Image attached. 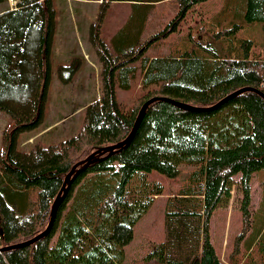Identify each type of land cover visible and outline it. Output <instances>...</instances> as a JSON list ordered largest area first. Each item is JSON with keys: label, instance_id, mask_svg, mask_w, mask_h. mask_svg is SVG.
Wrapping results in <instances>:
<instances>
[{"label": "trees", "instance_id": "trees-1", "mask_svg": "<svg viewBox=\"0 0 264 264\" xmlns=\"http://www.w3.org/2000/svg\"><path fill=\"white\" fill-rule=\"evenodd\" d=\"M108 1L128 2L132 10L111 39L113 51L101 40L99 24L90 30L101 63L100 96L85 107L73 137L53 145L31 143L27 151L17 149V139L42 123L55 14L52 0H16L0 13V111L13 123L3 132L0 152V250L42 233L70 169L97 149L124 141L142 103L165 99L147 106L126 145L96 156L75 176L48 234L0 251V264H121L134 225L164 192L156 176L174 179L181 165L195 169L167 197L165 240L153 244L140 264H264V232L244 250L240 245L252 227L250 178L264 169V100L255 91L232 96L246 88L264 95V40L256 44L237 34L253 22L264 23V0H227L222 8L231 15L224 26L221 19L209 27L188 26L178 43L156 57L147 55L149 47L179 33L192 8L206 0H175V14L152 36L153 43L141 38L148 15L167 0ZM72 68H58L61 83L71 81L64 73L72 74ZM138 69L141 93L124 108L116 88L130 90ZM235 177L242 228L223 262L210 240L209 219L228 204Z\"/></svg>", "mask_w": 264, "mask_h": 264}, {"label": "rangeland", "instance_id": "rangeland-1", "mask_svg": "<svg viewBox=\"0 0 264 264\" xmlns=\"http://www.w3.org/2000/svg\"><path fill=\"white\" fill-rule=\"evenodd\" d=\"M11 0H8V2ZM227 0H206L194 8L182 22L179 33H174L168 38L152 45L147 50V55L156 57L164 55L171 46L178 43L182 35L187 31L188 26H199L206 22L216 24L220 19L222 26L227 21L224 18L230 16L228 11L222 8ZM14 1L10 7L14 6ZM103 3H107L105 8ZM175 0H167L153 6L149 16L148 24L142 34V40L147 39L153 43L152 36L158 32L176 12ZM5 4H0V9ZM52 9L55 14V23H65L69 30L66 33L56 34V41L52 44L51 50V80L48 87L46 104L42 116L41 125L30 132L19 134L17 149L27 151L31 143H42L53 145L73 137L79 130L84 119L86 104L94 102L101 93V63L92 42L90 30L98 26V34L109 51H113L112 37L126 24L131 13V4L128 2H109L108 0H52ZM204 32L203 27L200 29ZM239 37L251 39L254 43L260 44L264 40V23L253 22L246 25L240 31ZM60 36V37H58ZM65 40V41H64ZM87 52V60L95 62L90 64L82 58ZM84 60V61H83ZM139 66V63H135ZM60 66H74L72 74L64 73L65 78L70 82L61 83L57 70ZM96 66L98 71H96ZM66 74V75H65ZM62 77V79H65ZM140 71L138 69L133 86L128 91L116 88V100L124 108H130L140 95ZM63 118L60 124L50 131L44 128L52 122ZM10 117L0 111V152L3 150V132L12 129ZM45 130V131H44ZM195 168L188 165L178 167L179 173L174 179H167L163 176H156L164 186V192L154 198L153 204L148 211L138 220L133 227L132 239L124 245L125 258L121 264H140L143 255L149 248L165 240V215L164 207L167 197L174 194L184 183L189 172ZM238 178V177H237ZM233 179L234 187L231 198L227 205L216 208L209 219V234L212 245L219 259L226 262L235 237L242 228L239 192H237L238 179ZM251 179L252 194V227L246 239L240 244L244 250L249 239L255 237L259 232H264V169L256 171Z\"/></svg>", "mask_w": 264, "mask_h": 264}, {"label": "water", "instance_id": "water-1", "mask_svg": "<svg viewBox=\"0 0 264 264\" xmlns=\"http://www.w3.org/2000/svg\"><path fill=\"white\" fill-rule=\"evenodd\" d=\"M246 91H255L256 93H258L262 99L264 100V95L259 93L258 91L256 90H253L251 88H246V89H242L236 93H234L232 96H235V95H238L240 93H243V92H246ZM231 96V97H232ZM156 100H165V99H162V98H154V99H150L148 101H146L145 103H142L143 105L140 107L139 109V112H138V115H137V118H136V121L134 123V126L132 128V131L130 133V135L124 140L122 141L121 143H118V144H115V145H112V146H109V147H105V148H100V149H97L96 151H94L92 154H90L87 158H85L84 160L76 163L71 169L70 171L66 174L65 178H64V181L62 183V186H61V189L60 191L58 192L57 196H56V199L53 201L52 205H51V209H50V217H49V222H48V225L46 227V229L40 233L38 236L34 237L33 239H31L30 241H28L27 243L25 244H22V245H28V244H31L33 242H35L36 240L46 236L49 232V229L51 227V224L53 222V218H54V215L56 213V210H57V207L58 205L60 204L61 200L64 198V195L66 194L69 186L71 185V182L72 180L75 178V176L81 171L83 170L84 168H86L93 160L96 156H100L102 155L103 153H106V152H109L111 153L112 151L116 150V149H119L121 147H123L124 145H126L132 138V136L134 135V132L136 131L137 127H138V124L140 123L141 119H142V116L144 115V112L147 108V106L149 104H151L152 102H155ZM169 103H172L173 105H175L176 107L178 108H181L182 109H187V110H192L191 107H189L188 105L186 104H183L182 102L179 103V102H175V101H168ZM22 245H16V246H11V247H8L6 249H1L0 251H3V250H7V249H10V248H16V247H20Z\"/></svg>", "mask_w": 264, "mask_h": 264}, {"label": "crops", "instance_id": "crops-1", "mask_svg": "<svg viewBox=\"0 0 264 264\" xmlns=\"http://www.w3.org/2000/svg\"><path fill=\"white\" fill-rule=\"evenodd\" d=\"M14 1V3L13 4H15V1L16 0H11V2L9 1L8 2V0H5V1H3V2H1L0 4H5V8H1L0 9V13L1 12H4L5 10H8V9H12V8H14V7H10V4H12V2ZM68 30H69V27H68V25L67 24H65V23H61L60 25H58V27H57V24L55 23V30H54V35H53V42L54 41H56V34H57V32H59V33H66V32H68ZM58 37H60V36H58ZM65 41V40H64ZM53 45V44H52ZM81 56H82V58H84V59H86L87 60V52H84V54L82 55L81 54ZM89 57V56H88ZM51 60H52V57H51ZM84 61V60H83ZM87 62H89L90 64H92V66H93V64L94 65H96L95 64V62H93L92 60H91V62L89 61V60H87ZM96 71H98V67L96 66ZM86 106H87V104H86ZM85 106V107H86ZM63 120V118H60L59 120H56V121H54V122H52V124L51 125H49V126H47V127H45L44 129L47 131H50L53 127L52 126H54V128L58 125V124H60L61 123V121ZM44 130V131H45ZM251 204H252V201H251Z\"/></svg>", "mask_w": 264, "mask_h": 264}]
</instances>
